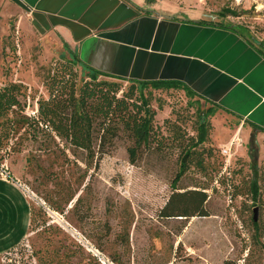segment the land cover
<instances>
[{
  "label": "rangeland",
  "instance_id": "374dc122",
  "mask_svg": "<svg viewBox=\"0 0 264 264\" xmlns=\"http://www.w3.org/2000/svg\"><path fill=\"white\" fill-rule=\"evenodd\" d=\"M207 2L216 19L223 8L233 9L236 15L220 17L244 27L264 50V0ZM64 43L57 32L38 30L23 6L0 0V87L20 85L26 114H37L39 99L49 97L51 76L69 56ZM76 70L79 80L87 78L78 65ZM118 82L123 91L132 84ZM145 93L157 110L161 143L156 139L135 163L127 133L97 168L87 166L83 151L66 156L58 139L45 150L43 139L21 136L23 130L0 146L1 162L24 186L34 211L28 237L1 254L0 264H264V133L216 109L208 140L177 185L180 191L204 189L208 215L161 218L179 169L178 145L196 137L198 117L212 105L184 90L149 87Z\"/></svg>",
  "mask_w": 264,
  "mask_h": 264
},
{
  "label": "crops",
  "instance_id": "0c3cea01",
  "mask_svg": "<svg viewBox=\"0 0 264 264\" xmlns=\"http://www.w3.org/2000/svg\"><path fill=\"white\" fill-rule=\"evenodd\" d=\"M42 33L62 36L78 65L99 79L181 81L204 101L264 133V54L207 0H12ZM204 21V22H202ZM32 225V202L16 177H0V255Z\"/></svg>",
  "mask_w": 264,
  "mask_h": 264
},
{
  "label": "trees",
  "instance_id": "16d2710c",
  "mask_svg": "<svg viewBox=\"0 0 264 264\" xmlns=\"http://www.w3.org/2000/svg\"><path fill=\"white\" fill-rule=\"evenodd\" d=\"M218 14L225 19L224 17L237 13L226 7ZM220 16L213 22L223 25L224 21ZM229 25L238 34L248 37L241 25L234 23ZM251 43L264 54L260 46ZM64 45L68 49L69 56H64L66 59L61 65L60 73L51 76L49 97L39 99L37 114L30 116L25 113V105L20 99L22 94L20 85L0 87V119H2L0 146L8 143L23 130L21 136L36 141L43 139L45 150L50 148L51 142H56L58 139L65 144L61 152L66 156L68 150L73 156H76L77 150L83 151L87 166L94 165L97 168L99 161L110 152L114 141L121 134L127 133L134 141L127 150L130 161L135 163L140 152L153 148L152 144L156 139L159 144L161 143L160 130L155 125L157 110L151 106L150 98L145 93L146 89L151 87L152 90H184L189 98L202 99L181 81L176 80L136 81L122 77L107 80L99 79V73L96 72H90L86 79L79 80L76 70V66L81 63L79 54L73 51L68 43ZM118 81H129L132 84L127 91H123L122 84ZM216 109L218 108L212 105L204 117L200 114L196 137H192L185 145L179 143L178 146L182 151L179 169L171 183L173 193L159 211V217L189 218L208 215L205 207L208 194L204 189L180 191L177 185L198 156L197 147L208 140L211 127L209 118L215 114ZM13 150L18 149L14 147ZM1 161L0 165L4 163ZM251 187L253 198L257 200L260 190L257 179L253 181ZM33 212L32 205V220ZM254 222L258 226L255 216ZM223 264H238V262L226 259Z\"/></svg>",
  "mask_w": 264,
  "mask_h": 264
},
{
  "label": "built area",
  "instance_id": "2783aa9c",
  "mask_svg": "<svg viewBox=\"0 0 264 264\" xmlns=\"http://www.w3.org/2000/svg\"><path fill=\"white\" fill-rule=\"evenodd\" d=\"M230 149H224V154H229ZM0 177H6V178H12V174L8 167H6L4 164L0 165Z\"/></svg>",
  "mask_w": 264,
  "mask_h": 264
},
{
  "label": "water",
  "instance_id": "95a60500",
  "mask_svg": "<svg viewBox=\"0 0 264 264\" xmlns=\"http://www.w3.org/2000/svg\"><path fill=\"white\" fill-rule=\"evenodd\" d=\"M256 211H257V209H255V219H256Z\"/></svg>",
  "mask_w": 264,
  "mask_h": 264
}]
</instances>
